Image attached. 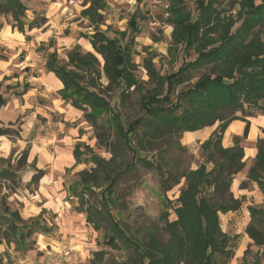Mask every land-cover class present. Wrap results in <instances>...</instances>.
Listing matches in <instances>:
<instances>
[{
  "label": "trees",
  "instance_id": "1",
  "mask_svg": "<svg viewBox=\"0 0 264 264\" xmlns=\"http://www.w3.org/2000/svg\"><path fill=\"white\" fill-rule=\"evenodd\" d=\"M171 1L168 13L173 31L169 54L172 60L182 53L184 60L176 71L162 74L154 63L155 54L143 57L152 85L145 93L134 59L141 14L134 12L125 30L110 34L109 26L107 30L101 29L106 21L103 13L106 0H86L81 11L89 27H93L91 33L81 36L88 39L93 51H82L76 44L66 58H61L56 48L49 51L55 44L51 38L43 47L47 53L46 67L63 84L59 90L61 99L83 112L85 121L95 129L98 142L112 155L104 160L83 141L74 147L75 164H94L91 169L77 172L83 189L79 196L93 187L101 192L102 209L81 201L84 207L79 210L86 213L87 222L93 223L95 229H101L102 222H106L113 232L108 240L112 246H117L118 238L133 246L137 255L134 264H229L235 255L234 238L223 231L220 214L242 206L243 200L234 196L231 186L235 175L246 166L242 141L248 136L250 118L264 115V0H231L238 4L236 15L224 7L227 0H194L196 13L188 9L184 0ZM28 10L23 0H0V16L10 14L14 28L22 32L45 29L48 17L34 15L28 21ZM189 56L193 59H185ZM0 58L6 57L0 53ZM196 72L199 75L191 83V75ZM103 75L107 83H103ZM186 82L188 85L173 98L176 88ZM134 92L141 94L145 116L129 122L108 95L115 94L124 105ZM0 104L5 105L6 100L0 98ZM237 119L246 122L244 133L234 137L233 146L225 147L224 133ZM218 121V128L201 144L205 161L195 169L181 171L174 159H168L167 149L157 159L139 154L141 146L144 148L143 139L155 141L173 134L183 138L185 132L213 126ZM14 126L12 121L0 125V136L21 138V127ZM133 138L137 143H133ZM124 147L132 153L130 162L123 161ZM30 148L28 145L21 153L19 169L28 165ZM257 148L248 181L242 182L241 188H246L248 182H256L264 196V138L258 139ZM138 162L159 171L166 192L179 185L181 179L187 181L174 205L166 196L176 218L170 219L169 212H164L161 230L149 229L147 239L140 243L123 232L111 212L119 179ZM45 173L37 168L28 184L39 186ZM10 174L7 168L0 169V176L11 178ZM248 210L251 222L247 233L256 245L264 247V206L250 205ZM44 212L43 208L39 215L26 220L18 209L4 204L0 210V245L5 242L7 246L25 248L26 239L47 230L42 223ZM259 220L261 228L255 225ZM0 264H6L1 253ZM254 264H259V260L255 259Z\"/></svg>",
  "mask_w": 264,
  "mask_h": 264
},
{
  "label": "rangeland",
  "instance_id": "2",
  "mask_svg": "<svg viewBox=\"0 0 264 264\" xmlns=\"http://www.w3.org/2000/svg\"><path fill=\"white\" fill-rule=\"evenodd\" d=\"M23 1L29 7L28 21L31 20L30 15L31 17L40 14L47 17L60 15L62 4L58 2L66 4L64 7L68 6L64 9L68 16L64 14L65 17L57 22L56 32L51 36L55 39V44L49 51L56 48L61 58H66V53L76 44L81 46L82 51H93L88 39L81 36L82 33L93 31V27H89L88 21L81 16L86 0ZM171 2V0H137V3H134L132 0L118 2L111 0L103 12L106 21L101 25V29L107 30L109 26L110 30L107 31L110 34H114L115 30H125L134 12L141 14L138 21L140 30L134 45V59L138 64L136 74L144 81V93L152 85L143 65V57L155 54L154 63L162 74L176 71L184 60L182 53L172 60L169 54L173 31L168 13ZM184 2L190 11L196 13L194 0H184ZM224 7L233 15H236L239 9L236 1L231 0H227ZM12 23L10 14H1L0 53L6 58H0V98L1 101L5 99L6 104H0V125H8L12 121L15 123L14 127H21L22 132L21 138L14 136L0 138V169L7 168L12 172L11 178L0 176V210L4 204L10 205L13 209H18L21 217L27 220L34 217L37 207L42 206V209H45L42 223L47 230L26 239L25 248H18L15 244L7 246L4 242L0 245L4 262L45 264L46 258L51 253L70 248L74 254L73 264H134L137 255L133 246L123 238H118L117 246H112L108 240L113 232L106 222H102L101 229H95L93 223L87 222L86 213L79 210L83 206L81 201L90 202L102 209L99 203L101 192L99 188L93 187L92 190L86 191L84 196H79L83 189L79 184L77 172L84 168L91 169L94 164L85 162L75 164V160L72 162L70 158L71 151L78 141H83L91 145L94 153L104 160L110 159L111 153L105 145L98 142L95 129L85 121L83 112L61 101L59 91L56 90L58 82L49 76L46 67L47 53L43 50L46 46L44 42L48 44L51 38L42 41L33 29L22 32L14 28ZM185 59L191 60L193 56ZM197 75H199L197 72L191 75V83L196 80ZM102 81L107 83L104 75ZM188 83L178 86L173 98ZM140 95L139 92H134L124 105L120 104L115 94H109L108 98L112 104H117V109L121 111L123 118L131 122L145 116ZM45 112L48 115L46 117ZM235 114L242 115L241 112ZM219 124V121L216 122L215 129ZM41 126H44V129ZM39 133L41 136L55 137L49 151L53 156L51 158L53 168L52 166L49 168L52 170V176L49 181L44 180L47 185L43 184V186L42 179L39 186L28 184L37 169L36 161L35 164L34 160L29 162L23 169L17 167L21 153L37 139ZM204 141L187 145L178 134L158 138L155 141L143 139L144 148L141 146L139 154L157 159L167 149L168 159H174L181 171H188L197 168L198 164L205 161L201 148ZM133 143H137L136 138H133ZM132 160V153L124 147L123 161ZM208 166L212 167L211 164ZM160 177L157 169L145 167L138 162L135 168L119 179L115 187L116 201L111 206V212L115 220L119 221L123 232L137 243L147 239L149 229L161 230L165 223L162 218L164 212H169L170 219L176 218L172 204L176 203V198L187 181L185 178L181 179L179 185L173 186L166 192L161 185ZM55 181L58 183L59 192H66L64 200L68 205H61L58 200L57 205L54 204ZM41 191L46 194V200H50L51 204H47V207L43 206L45 200ZM166 196L172 201L171 205L167 202ZM256 206L263 207L264 202ZM66 208L72 215L65 212ZM225 215L220 214L221 227L234 238L232 242L235 247V255L229 264L244 262L254 264L255 259L259 260V264H264V247L256 245L247 233V227L251 222L249 210L240 207ZM94 220L98 223L97 217H94ZM255 225L261 228L262 222L256 221ZM67 226L71 228L67 230Z\"/></svg>",
  "mask_w": 264,
  "mask_h": 264
},
{
  "label": "crops",
  "instance_id": "3",
  "mask_svg": "<svg viewBox=\"0 0 264 264\" xmlns=\"http://www.w3.org/2000/svg\"><path fill=\"white\" fill-rule=\"evenodd\" d=\"M116 1L118 2L119 0H116ZM132 1L134 3H137V0H132ZM58 3L62 4V10L59 12L60 15H53V16L49 15L48 16V23H47V26L45 29H43V28H34L33 29L36 36L38 38L42 39V41H47L49 38H51V36H53L55 34L56 28L58 27L57 22L58 21L60 22V19L65 17V15L68 16L67 11L66 10L64 11V9L68 8V6L64 7V5H66V4H63L62 2H58ZM110 3H111V0H107V5H109ZM29 18L30 19L32 18L31 15L29 16ZM89 44H90V42H89ZM90 46H92V45L90 44ZM49 76L51 78L52 77L55 78V80H56L55 82H58V83H56L57 84L56 90L59 91L63 87L62 82L56 77V75L53 72H49ZM60 99H61V97H60ZM61 101H63V100L61 99ZM59 106L61 108V104H59ZM55 108H56V106H55ZM61 109H60V111L62 112ZM44 116L45 117L48 116L47 112L44 113ZM245 126H246V122L243 120L237 119V120L232 121L224 133V137H223V141H222L223 145L225 147L233 146L234 145V137L235 136H242L244 133ZM41 128L44 129V126H41ZM214 130H215V125L207 126L203 129L196 130V131L185 132L183 134L182 139H183L184 144H187V145H192V144L199 143V142L201 143L205 139L209 138V136L211 135V133ZM263 130H264V115L258 114L254 117H251L248 136L246 138H244L242 141V146L244 147V152H245L244 160L246 162V166L241 172H239L238 174L235 175L233 182H232V186H231V190H232L234 196L236 198H241L243 200L241 207H246V209H248V207L250 205H256V204L260 205L264 202V199H263L264 196H263V194H262L261 190L259 189L256 182H253V181L248 182V186L246 188H241V183L244 181H248L249 168H250L253 160L255 159V157L258 153L257 141L260 137L264 138V131ZM0 138H5V136H0ZM36 138L37 139L32 141V144H31L30 153H29V157H28V163L33 162V160H36V167L38 169H43L46 171L45 175L42 178L41 184L43 186V184L47 185L46 181H44V180L46 179L49 181L51 176H52V170L49 168L52 166L51 158L53 156H52V154H50L49 151H50V146L52 144V141L54 140L55 137L52 135L41 136L39 133V134H37ZM73 150H74V148H73ZM73 150L71 151V157H70L72 162H74V160H75ZM52 168H53V166H52ZM55 182H56V185H55L56 187H55V189H53V191L55 190L56 201H54V204L57 205V200H58V202L61 205H68L67 201L64 200V197L66 196V192L65 191L59 192L58 183H57V181H55ZM41 195L45 200L43 206L47 207L48 206L47 204L50 203V200H46L47 196L43 191H41ZM41 211H42V206H41V208L37 207V211H36L34 217L39 215ZM65 212L70 213L69 209H67V208H66ZM221 215L226 216L225 214H221ZM66 228H67V230H69L71 227L67 226Z\"/></svg>",
  "mask_w": 264,
  "mask_h": 264
},
{
  "label": "built area",
  "instance_id": "4",
  "mask_svg": "<svg viewBox=\"0 0 264 264\" xmlns=\"http://www.w3.org/2000/svg\"><path fill=\"white\" fill-rule=\"evenodd\" d=\"M73 260L74 254L72 252V249L64 248L60 251L51 253L46 258L45 264H73Z\"/></svg>",
  "mask_w": 264,
  "mask_h": 264
}]
</instances>
